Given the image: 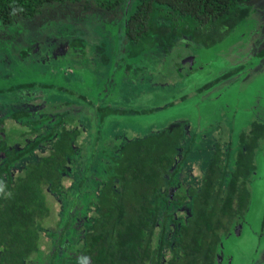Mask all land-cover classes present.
I'll return each instance as SVG.
<instances>
[{"label":"rangeland","instance_id":"rangeland-1","mask_svg":"<svg viewBox=\"0 0 264 264\" xmlns=\"http://www.w3.org/2000/svg\"><path fill=\"white\" fill-rule=\"evenodd\" d=\"M244 6L249 17L213 46L177 38L169 47L141 53L129 50L122 36V19L131 6L108 13L85 1L50 4L33 18L0 25V138L21 150L50 132L57 140L64 128L78 131L69 162L81 165L72 175L83 179L78 185L84 205L73 210L65 204L78 194V186L72 176H63V190L47 195L44 230L60 221L90 218L94 210L86 205L93 186L100 187L96 166L110 163L129 141L173 124L184 127L176 183L182 193L186 187L198 188L217 150L226 156L227 170L234 169L241 136L255 123L264 126V0ZM190 57L188 69L184 62ZM51 142L42 143L13 172L48 155ZM254 164L246 183L247 223L240 235L223 239L233 264L251 259L263 264L264 138ZM54 242L41 233L26 264H50Z\"/></svg>","mask_w":264,"mask_h":264},{"label":"trees","instance_id":"trees-1","mask_svg":"<svg viewBox=\"0 0 264 264\" xmlns=\"http://www.w3.org/2000/svg\"><path fill=\"white\" fill-rule=\"evenodd\" d=\"M82 1L108 13L131 6L122 19V36L129 50L141 53L169 47L177 38L213 46L249 17L244 4L252 0H0V25L33 18L50 4ZM77 135V130L64 128L57 140L50 132L21 150L9 148L0 138V264H26L41 233L55 241L50 264H212L218 244L248 208L246 183L256 170L254 154L264 126L255 123L241 136L234 169L227 170V158L217 150L198 188L186 187L185 193L176 185L183 124L129 141L110 163L96 166L100 187L93 186L86 205L94 210L91 217L60 221L44 230L47 195L63 190V176H72L78 186V194L65 204L73 210L84 205L78 185L83 179L72 175L81 165L71 167L69 162ZM50 141L48 155L13 172L16 164ZM173 187L181 193L173 194ZM179 199L185 211H176Z\"/></svg>","mask_w":264,"mask_h":264},{"label":"flooded vegetation","instance_id":"flooded-vegetation-1","mask_svg":"<svg viewBox=\"0 0 264 264\" xmlns=\"http://www.w3.org/2000/svg\"><path fill=\"white\" fill-rule=\"evenodd\" d=\"M200 181H202V180H200ZM171 191L173 192V190H171ZM174 192H175V194H177L179 192V189L175 190ZM174 192H173V194H174ZM179 193H181V192H179ZM178 198H181L180 195ZM179 202H180V199L178 201V205L175 207L176 211H179V212L182 210L185 211V205H179ZM246 223L247 222L245 221V218L243 216L237 218V220L233 224L231 231L228 232L227 235H225L222 238V240L220 241V243L218 244L217 251L215 252V258H214V261L212 262V264H233L234 260H233L232 255L231 254H229L228 256L226 255L225 246L223 245V239L225 241H227L228 239L233 238V236H235V234H238V231H240V233L238 234V235H240L242 232V229ZM262 257H263L262 259L264 261V249L262 252ZM256 262L255 261L252 262V259L250 260V264H258ZM238 264H248V263L244 260L243 263H238Z\"/></svg>","mask_w":264,"mask_h":264},{"label":"water","instance_id":"water-1","mask_svg":"<svg viewBox=\"0 0 264 264\" xmlns=\"http://www.w3.org/2000/svg\"><path fill=\"white\" fill-rule=\"evenodd\" d=\"M184 64L186 65V67H188V69L191 68V65H192V58H187L184 62Z\"/></svg>","mask_w":264,"mask_h":264},{"label":"crops","instance_id":"crops-1","mask_svg":"<svg viewBox=\"0 0 264 264\" xmlns=\"http://www.w3.org/2000/svg\"><path fill=\"white\" fill-rule=\"evenodd\" d=\"M260 261H262V263L264 264V261H263V260H260ZM246 262H247V261H246ZM247 263L250 264V261H248ZM259 264H260V263H259Z\"/></svg>","mask_w":264,"mask_h":264}]
</instances>
